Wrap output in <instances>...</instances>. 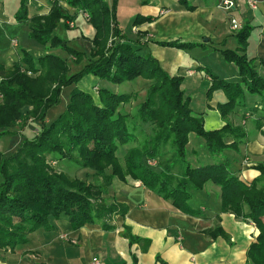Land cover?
Masks as SVG:
<instances>
[{
	"label": "trees",
	"instance_id": "1",
	"mask_svg": "<svg viewBox=\"0 0 264 264\" xmlns=\"http://www.w3.org/2000/svg\"><path fill=\"white\" fill-rule=\"evenodd\" d=\"M30 1L20 0L14 20L28 27L31 41L47 52L65 53L70 63L79 68L71 72L68 59L51 53L35 59L25 51L10 69L0 65V139L21 137L30 122L40 125L36 136L24 139L12 155L6 157L0 152V250L13 251L27 243L29 234L50 231V221L62 216L68 219L72 231L96 223L104 231L114 230L113 219L124 217L127 207L115 200L109 204L104 196L114 180L124 183L130 178L192 217L200 216L188 206L192 192L201 191L208 183L218 187L220 212L248 221L257 230L246 253L248 264H264V164L254 168L259 177L246 184L230 173L225 162L192 168L186 161V146L192 134L204 141L212 156L226 150L236 152L246 135L242 128L229 123V117L245 95L258 96L264 103V77L256 72L255 66L258 61L264 72V61L247 56L253 28L242 24L233 33L235 51L218 50L227 63L237 67L238 82H227L210 74L206 99L210 100L217 91L224 94L226 102L217 105V112L225 125L206 131L203 116L194 114L189 99L184 97L182 78L170 77L156 58L143 53L146 36L136 28L150 24L153 19L137 17L133 22L136 39L128 40L117 28L116 0L110 3L51 0L47 15L28 18ZM68 9L85 14L94 30L88 53L76 51L55 32L61 25L69 28L73 17ZM192 10L188 7V11ZM160 46L180 50L197 47L178 42ZM86 77L114 86L140 78L152 82L136 116L140 122L156 128L154 148L130 149L123 157V166L120 164L116 156L119 146L135 142L127 124L129 117L119 110L129 103L131 96L118 95L107 88L79 90L76 86ZM71 87L63 111L49 120L48 112L60 105L62 93ZM261 121L256 124L258 129ZM167 143L173 147L174 163L183 168L175 181L169 174L158 173L145 164V160L158 158L160 146ZM50 156H59L75 167L92 171L101 179L100 185L92 186L52 171L47 163ZM122 236L130 245L136 241L126 229ZM132 264H137L133 257Z\"/></svg>",
	"mask_w": 264,
	"mask_h": 264
},
{
	"label": "crops",
	"instance_id": "2",
	"mask_svg": "<svg viewBox=\"0 0 264 264\" xmlns=\"http://www.w3.org/2000/svg\"><path fill=\"white\" fill-rule=\"evenodd\" d=\"M50 1L31 0L28 3V18L47 15ZM59 1L63 3L64 0ZM221 1L116 0V13L119 15L117 28L128 40L136 39L137 30L145 33L143 53L156 58L160 68L170 77L182 78L184 97L189 99L194 114L203 116L206 131L219 130L225 125L217 112V105L226 102L224 94L217 91L210 100L206 99L211 85L210 74L227 82H238L237 67L227 63L218 51L237 49L230 31V18L236 19L241 26L248 24L253 28L248 39L247 56L264 61V0H255L257 9L254 11L242 6L231 12L218 8ZM19 6L20 0H0V65L5 69L20 61L22 51L31 55V51L35 50L36 55H31L35 59L49 53L58 56L55 50L47 52L42 46L41 49L35 48L38 44L29 39L28 27L14 20ZM188 7L193 10L188 11ZM68 10L73 17L69 24L76 31L61 25L55 32L59 37L64 34L65 37L61 38L71 45L78 47L82 43L85 47L88 44V53L94 30L91 35L84 34L88 24L85 14ZM80 17L82 23L78 24L76 21ZM137 17L151 18L153 21L136 30L133 22ZM127 28L129 31L125 35ZM173 42L197 47L180 50L160 46ZM64 59L71 64L68 56ZM255 66L256 72L264 77L258 61ZM93 81L88 82L91 92L94 88H103L100 82ZM260 119L262 125L258 129L256 124ZM228 121L242 128L246 135L236 152L226 150L212 156L206 151L204 141L192 134L186 146V161L192 168L225 162L232 175L249 184L259 177L254 168L264 164L262 99L245 95L244 101ZM27 130L29 125L21 136ZM14 138L0 139V152L4 156H10L8 146ZM158 161V173L169 174L174 181L180 177L183 168L180 163H174L173 150L161 154ZM108 191L113 200L127 207L124 217L116 216L113 219L114 230L104 231L96 223L72 231L68 219L62 216L50 221V231L37 230L28 235L26 244L13 251L0 250V264H91L93 258L100 259L102 264H132V257L137 264H248L246 253L257 236V230L248 221L220 212L218 187L208 183L201 191L192 192L188 206L198 211L199 217L182 213L173 207L171 201L158 197L139 182L126 180L120 183L114 180ZM124 229L136 239L133 244L130 245L122 236ZM71 241H75V244Z\"/></svg>",
	"mask_w": 264,
	"mask_h": 264
},
{
	"label": "rangeland",
	"instance_id": "3",
	"mask_svg": "<svg viewBox=\"0 0 264 264\" xmlns=\"http://www.w3.org/2000/svg\"><path fill=\"white\" fill-rule=\"evenodd\" d=\"M116 11H117V9L115 6V19L117 22V17L119 15H117ZM85 18H86V16H85ZM86 22H87V18H86ZM76 23H78V24L82 23L81 17L77 19ZM86 25L87 26L84 29V34L87 35L88 33H90V35H91L93 32L92 27L90 25L88 26V24H86ZM80 29L83 30V28H81V27H80ZM68 30L76 31V29L73 28V26L71 27L70 24H69ZM128 31H129V28L124 30L125 35H127ZM59 35H62V34L59 33ZM63 35L60 37H65ZM33 46L35 47V45H33ZM71 47L78 52L80 51L83 53H87L86 48L88 49V44H87V46L85 45V47H83L82 43L78 47L75 44H72ZM35 48L41 49V46L38 45ZM56 52L58 54V57H60L62 59L67 57V55L61 51H56ZM31 55H36L35 50L31 51ZM70 67H71L72 72L77 71L79 68V67L74 66L73 64H71ZM89 80H94L93 82H95V83L100 82L95 78L89 77V78L85 79L84 81L82 80L76 87L79 90H82L84 92H91V89H90L91 87L89 88V86H88ZM136 80H138V81H136ZM136 80L133 81V83H131V85H126L124 83L121 85H117V86L115 85L114 86L112 84L102 82V81L99 83L104 89L105 88H111L110 91H112L115 94L131 96V100L129 101V103H127V104H125L119 108L121 114L127 115L129 117V120L127 122L129 132H130V134H133L134 138H135V142H132V143H129V144H126L123 146H119V148H118L116 156L118 157L119 162L122 166H123V157L125 156V154L128 150L136 148V147L141 149V150H151L152 148H154L156 146L155 145L156 144L155 137L157 134L156 128L153 127L152 125H150L149 123L140 122L136 116L138 106H139V104L143 103V101L145 100L146 92H147L149 86L152 84V82L148 81V80L141 79V78L136 79ZM146 83H148L149 85L145 86ZM89 85H90V83H89ZM72 88L73 87L65 89L64 92L62 93V96H61L60 105L57 108L52 109L48 112L47 118L49 120L57 118L58 115L63 111L64 107L67 104V98H68V95H69ZM28 125H29V130L25 131L24 135H22L21 137H15L11 141V144L8 146V148H9L8 154L9 155H11L12 153H14L17 150V148L19 147V145L21 144V142L24 139L32 140L36 136L38 131L40 130V125L38 123L32 124L30 122V123H28ZM27 126H26V128H27ZM170 150H173V147L170 143H167L165 145L162 144L159 148V152H158L159 156L161 154H165L166 152H169ZM173 154H174V151H173ZM6 157H9V156H6ZM158 158L153 159V160H147V161L145 160L146 166L148 168H150L151 170L156 171L159 168ZM174 158H175V154H174ZM47 160H48V162H47L48 167L56 173L66 174L71 178L85 181L87 184H90L92 186H98L101 183V179L99 177L95 176L92 171H89V170L87 171V170H83V169H80L78 167H75L71 163L61 159L59 156H50L47 158ZM149 162L152 165H149ZM109 173H110V170H107L106 174H109ZM126 180H131V179L126 178ZM120 183H122V182H120ZM108 192L109 191L107 190L106 195L104 196V199L108 200V203L110 204L114 200L108 195Z\"/></svg>",
	"mask_w": 264,
	"mask_h": 264
},
{
	"label": "built area",
	"instance_id": "4",
	"mask_svg": "<svg viewBox=\"0 0 264 264\" xmlns=\"http://www.w3.org/2000/svg\"><path fill=\"white\" fill-rule=\"evenodd\" d=\"M240 1L241 2H238L237 0H223L218 4V8L226 12H231L242 6H247L251 11H254L257 9V3L255 0H240ZM229 24H230L231 33H235L241 28V25L239 24V22L234 18H230ZM70 26L72 27V24H70ZM149 165H152V164L149 162ZM71 243L75 244V241H71ZM91 264H102V262L98 258H93L91 260Z\"/></svg>",
	"mask_w": 264,
	"mask_h": 264
}]
</instances>
